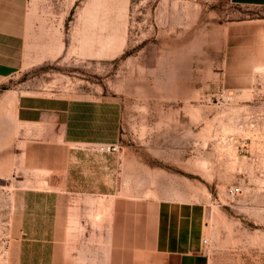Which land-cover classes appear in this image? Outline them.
I'll list each match as a JSON object with an SVG mask.
<instances>
[{"label":"rangeland","instance_id":"1","mask_svg":"<svg viewBox=\"0 0 264 264\" xmlns=\"http://www.w3.org/2000/svg\"><path fill=\"white\" fill-rule=\"evenodd\" d=\"M90 1L28 0L33 16L43 7L61 47L55 58L5 79L0 90L103 106L112 122L105 138L132 154L124 161L141 172L148 164L169 169L174 178L198 174V193L215 215L205 236L210 264H264V71L253 69L264 64V8L128 0L118 30L122 49L104 58L82 55L77 45ZM44 35L52 42L50 31ZM18 130L11 165L0 169V264L14 256L15 200L25 188L50 190L53 180L50 169L30 166L25 149L39 144ZM233 186L241 188L236 197L228 194Z\"/></svg>","mask_w":264,"mask_h":264},{"label":"crops","instance_id":"2","mask_svg":"<svg viewBox=\"0 0 264 264\" xmlns=\"http://www.w3.org/2000/svg\"><path fill=\"white\" fill-rule=\"evenodd\" d=\"M229 2L264 8V0ZM42 9L37 5L33 16L28 0H0V85L57 56L44 55L50 46L59 52L61 44ZM38 31L34 46L28 35ZM253 69L264 71V64ZM109 126L107 109L91 101L0 90V169L11 165L12 131L19 127L33 143L49 144L45 150L32 145L25 154L30 166L53 174L50 190L25 188L15 200L19 234L10 264H210L209 242L205 248L202 241L215 215L198 193V174L174 178L150 164L141 172L124 161L131 153L100 151L117 143L105 138Z\"/></svg>","mask_w":264,"mask_h":264},{"label":"bare ground","instance_id":"3","mask_svg":"<svg viewBox=\"0 0 264 264\" xmlns=\"http://www.w3.org/2000/svg\"><path fill=\"white\" fill-rule=\"evenodd\" d=\"M127 1L128 0H91L85 5L80 15L82 23L79 42L80 54L94 57H110L120 51L123 44V36L118 30L123 23V12ZM115 9L118 10L119 13L116 15L110 14V12ZM30 11L32 12V10ZM29 36L30 35H28V38ZM33 37H35L33 38V45H39L36 40L40 37L37 38L36 34H34ZM57 53L58 51L55 50V48L53 50L51 46L44 51V55L47 54L50 56H54ZM14 100L15 94L12 95L11 102L13 103Z\"/></svg>","mask_w":264,"mask_h":264},{"label":"built area","instance_id":"4","mask_svg":"<svg viewBox=\"0 0 264 264\" xmlns=\"http://www.w3.org/2000/svg\"><path fill=\"white\" fill-rule=\"evenodd\" d=\"M102 152H119L120 146L118 144H102L98 147ZM241 193V188L239 186H233L228 189V194L230 197H236ZM203 246L206 248L208 245V240L203 239Z\"/></svg>","mask_w":264,"mask_h":264}]
</instances>
